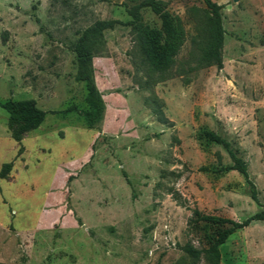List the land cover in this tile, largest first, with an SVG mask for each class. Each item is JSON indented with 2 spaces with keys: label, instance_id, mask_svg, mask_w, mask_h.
<instances>
[{
  "label": "rangeland",
  "instance_id": "obj_1",
  "mask_svg": "<svg viewBox=\"0 0 264 264\" xmlns=\"http://www.w3.org/2000/svg\"><path fill=\"white\" fill-rule=\"evenodd\" d=\"M142 1L0 0V102L34 98L46 111L16 141L0 105V168L12 162L0 178V264H264L263 220L231 234L216 263L203 250L224 227L194 213L243 220L264 208V0H213L221 69L199 63L203 0H160L180 21L175 54L147 6L153 42L140 43L128 9ZM99 19L120 23L93 58L105 110L90 128L72 44ZM206 130L248 162L261 204L237 170H222L231 158Z\"/></svg>",
  "mask_w": 264,
  "mask_h": 264
},
{
  "label": "trees",
  "instance_id": "obj_2",
  "mask_svg": "<svg viewBox=\"0 0 264 264\" xmlns=\"http://www.w3.org/2000/svg\"><path fill=\"white\" fill-rule=\"evenodd\" d=\"M203 1L208 11L207 38L201 49L199 63L202 66L215 65L218 69H221L223 68V45L225 39V28L222 21L223 6L213 0ZM145 6L150 7L151 10L161 18L166 38L169 40L173 53L175 54L183 40L180 21L165 9L160 0H143L141 3L128 9L132 17L129 23L132 25V29L138 34L140 43L153 42L142 27L140 10ZM117 23H120L117 19L96 20L92 25L85 28L79 38L72 44V49L75 52V79L85 82L88 90L86 102L89 108L85 112V119L90 128L97 127L103 118L105 110V102L94 81L93 58L104 43V31L114 28ZM144 52L147 53V50H144ZM170 62L171 58H167L159 69L163 70L167 68ZM0 105L5 108L9 114L8 125L12 129V138L16 141H20L26 132L37 128L44 120L46 114V111L37 105V101L34 98L7 100L5 102H0ZM15 125L17 126L14 128ZM204 136L224 146L231 158V164L223 167L222 170H237L248 183L252 199L258 204H261L256 184L249 175L248 162L238 154L237 149L228 139L215 131L206 130ZM11 168L12 162H4L0 168V178H5L11 171ZM194 213L196 217L202 221L224 227L217 232L215 239L209 247L203 250L208 257L215 260L216 263H219L220 245H222L231 234L238 229L248 226L253 221H264V208L243 220H235L220 215L204 214L197 209ZM183 249L193 258H198L201 254V250L195 249L192 246H185Z\"/></svg>",
  "mask_w": 264,
  "mask_h": 264
}]
</instances>
